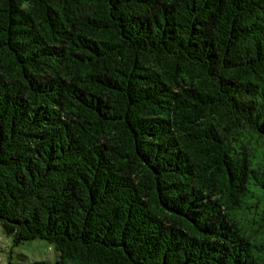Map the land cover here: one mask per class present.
Returning a JSON list of instances; mask_svg holds the SVG:
<instances>
[{"label": "trees", "instance_id": "1", "mask_svg": "<svg viewBox=\"0 0 264 264\" xmlns=\"http://www.w3.org/2000/svg\"><path fill=\"white\" fill-rule=\"evenodd\" d=\"M0 225L54 264H264V0H0Z\"/></svg>", "mask_w": 264, "mask_h": 264}, {"label": "rangeland", "instance_id": "2", "mask_svg": "<svg viewBox=\"0 0 264 264\" xmlns=\"http://www.w3.org/2000/svg\"><path fill=\"white\" fill-rule=\"evenodd\" d=\"M58 258L54 246L45 240L36 239L15 245L0 225V264H27L35 261L54 264Z\"/></svg>", "mask_w": 264, "mask_h": 264}]
</instances>
